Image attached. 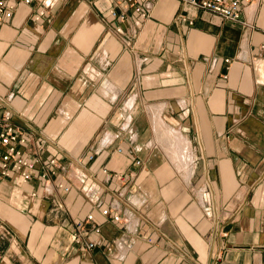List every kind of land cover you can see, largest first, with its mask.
<instances>
[{
    "label": "crops",
    "instance_id": "0c3cea01",
    "mask_svg": "<svg viewBox=\"0 0 264 264\" xmlns=\"http://www.w3.org/2000/svg\"><path fill=\"white\" fill-rule=\"evenodd\" d=\"M6 4L0 116L57 172L0 180V264H207L216 242L219 264H264V0L240 23L176 0L146 19L116 0Z\"/></svg>",
    "mask_w": 264,
    "mask_h": 264
},
{
    "label": "built area",
    "instance_id": "2783aa9c",
    "mask_svg": "<svg viewBox=\"0 0 264 264\" xmlns=\"http://www.w3.org/2000/svg\"><path fill=\"white\" fill-rule=\"evenodd\" d=\"M25 4H29L30 0H22ZM119 4L132 10L140 16L141 19L148 18L149 11L155 4L156 0H116ZM180 3L193 6L199 11L208 12L219 19L230 22L240 23L241 21V5L248 3L250 0H176ZM13 7L6 4V0H0V19L9 18L12 14ZM108 15L112 18H116L119 21H125L127 19L125 12L119 13L111 8L108 11ZM183 21H186L182 17ZM191 25L192 23L189 22ZM256 57H261L264 61V44H261L257 48ZM230 59H224L223 63L230 64ZM227 74L224 75V78ZM264 83V82H263ZM33 141L32 136L28 132L23 131L19 126L15 125L11 121V113H4L0 116V180L9 181L12 184H27L33 181L34 178H47L48 176H54L57 172L56 158H49L44 160L36 155L30 154L27 150L30 143ZM36 147L40 148V142H35ZM121 152V149H118ZM92 159V155L87 157ZM141 162L137 161L136 165H140ZM105 172V170H104ZM58 187L64 192H68V187L59 184ZM35 196V193H33ZM101 214L103 216H109L108 209H102ZM92 215L88 214L85 221L77 222L72 229V245L77 248L81 255H85L89 250L96 249V244L92 241H87V237L91 233H98L99 228L91 225L93 219ZM113 221L120 222L119 215L112 217ZM225 223L217 221L216 236L225 238L228 234ZM151 241V240H149ZM110 251V249H108ZM223 245L220 242H216L214 250L211 255V259L207 264H219L223 258Z\"/></svg>",
    "mask_w": 264,
    "mask_h": 264
}]
</instances>
